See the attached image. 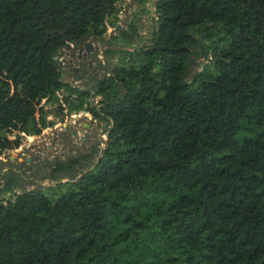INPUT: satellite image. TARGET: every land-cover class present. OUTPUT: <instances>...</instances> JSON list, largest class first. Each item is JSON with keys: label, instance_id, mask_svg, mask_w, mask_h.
<instances>
[{"label": "trees", "instance_id": "trees-1", "mask_svg": "<svg viewBox=\"0 0 264 264\" xmlns=\"http://www.w3.org/2000/svg\"><path fill=\"white\" fill-rule=\"evenodd\" d=\"M123 2L0 0V156L50 116L108 125L86 168L53 162L56 196L1 185L0 264H264V0H154L144 45L63 82L55 57Z\"/></svg>", "mask_w": 264, "mask_h": 264}, {"label": "rangeland", "instance_id": "rangeland-1", "mask_svg": "<svg viewBox=\"0 0 264 264\" xmlns=\"http://www.w3.org/2000/svg\"><path fill=\"white\" fill-rule=\"evenodd\" d=\"M153 5L154 0H149L144 7L139 6L134 0H124L120 5L121 10L118 15L120 21L116 30L108 27L102 40L89 38L81 42L82 47L91 46L93 48L91 55L95 64L100 68L99 77L104 74L107 76L106 68L111 69L117 63L118 58L123 56L118 50H133L147 42L154 24L152 22L154 17ZM124 32L128 33L127 38L121 36ZM118 35L121 37L113 41L112 38ZM109 40L113 42L107 46ZM113 48L116 52L108 54L109 50H114ZM68 52L66 49H62L55 57L56 65L63 74L62 81L80 88L93 86L95 81H91L87 77H82V80L80 79V82L77 81L76 83L75 77L81 75L83 67L78 68L79 66L74 60L69 67L62 65L61 60ZM192 63V70L200 69L198 63L194 61ZM46 108L49 109V106ZM49 119L56 123L53 127L43 130L39 136L25 137L20 148L6 151L0 156V175L6 174L4 178L0 177V187L7 185L10 189L3 192V198H9L13 191L20 192L23 189L31 190L37 187L43 188L47 195L52 193L56 196L64 187L63 185L57 188L56 183H64L67 179L58 181L61 176L56 178L50 176L53 162L74 156L80 163L76 171H80L88 166V161L82 157L90 153L95 147L101 149L104 146L108 128L105 122L93 121L88 114L74 119L69 116L62 120L53 119V116H50ZM73 132H75L74 136L72 135ZM93 160L91 159V161ZM79 177L80 175H77L76 178ZM5 181L8 183L5 184Z\"/></svg>", "mask_w": 264, "mask_h": 264}, {"label": "flooded vegetation", "instance_id": "flooded-vegetation-1", "mask_svg": "<svg viewBox=\"0 0 264 264\" xmlns=\"http://www.w3.org/2000/svg\"><path fill=\"white\" fill-rule=\"evenodd\" d=\"M66 49V48H64ZM67 50V54H65V57L63 60H61L62 65H66L67 67L71 66V62H73V60L75 61L76 65L79 66L78 68L83 67V69L81 70V75L78 77H75V81L77 83L80 82V79L82 77H87L88 79H90L91 81H95V83H97L100 79H103L104 76L102 75V77H99V73L98 71L100 70V68L98 67V65L95 64V60L93 59L91 53L93 51V48L91 46H81V42L79 44H77L76 46L71 45V48L66 49ZM61 72V70H59ZM76 72V71H74ZM63 76V74L61 73V77ZM82 80V79H81ZM94 86V85H93ZM90 86V87H93ZM83 88V87H82ZM89 88V87H87ZM84 89V88H83ZM85 113V112H83ZM79 113V114H72L69 117L71 119H74L72 116L75 115V118H80L78 117V115H87L88 113ZM90 115V114H88ZM91 120L92 117H91ZM93 121H97V120H93ZM72 135H75V132L72 133Z\"/></svg>", "mask_w": 264, "mask_h": 264}, {"label": "water", "instance_id": "water-1", "mask_svg": "<svg viewBox=\"0 0 264 264\" xmlns=\"http://www.w3.org/2000/svg\"><path fill=\"white\" fill-rule=\"evenodd\" d=\"M65 48H66V49L71 48V45H70V44H66V45H65ZM83 114H85V113H83Z\"/></svg>", "mask_w": 264, "mask_h": 264}, {"label": "built area", "instance_id": "built-area-1", "mask_svg": "<svg viewBox=\"0 0 264 264\" xmlns=\"http://www.w3.org/2000/svg\"><path fill=\"white\" fill-rule=\"evenodd\" d=\"M81 115H78V117H80ZM73 118H75V115L72 116Z\"/></svg>", "mask_w": 264, "mask_h": 264}, {"label": "crops", "instance_id": "crops-1", "mask_svg": "<svg viewBox=\"0 0 264 264\" xmlns=\"http://www.w3.org/2000/svg\"><path fill=\"white\" fill-rule=\"evenodd\" d=\"M85 127H86V125H85Z\"/></svg>", "mask_w": 264, "mask_h": 264}]
</instances>
